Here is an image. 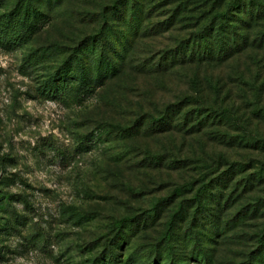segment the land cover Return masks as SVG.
I'll return each mask as SVG.
<instances>
[{
  "label": "rangeland",
  "instance_id": "obj_1",
  "mask_svg": "<svg viewBox=\"0 0 264 264\" xmlns=\"http://www.w3.org/2000/svg\"><path fill=\"white\" fill-rule=\"evenodd\" d=\"M27 1L47 19L0 43V264H264V0L0 15ZM99 54L117 71L90 96L41 93Z\"/></svg>",
  "mask_w": 264,
  "mask_h": 264
},
{
  "label": "trees",
  "instance_id": "obj_2",
  "mask_svg": "<svg viewBox=\"0 0 264 264\" xmlns=\"http://www.w3.org/2000/svg\"><path fill=\"white\" fill-rule=\"evenodd\" d=\"M29 9L33 11H29ZM130 16L131 19L136 17L135 10ZM45 19H47L45 15L30 7L29 1L25 2L22 10L20 7H15L7 14L0 15V43L2 45L19 44L27 40L39 30ZM96 59V78L90 76V70L82 58L74 56L65 61L53 75L47 78L42 85L41 93L51 99H67L70 96L82 100L90 96L95 87L101 84L100 78L103 73L114 75L117 71L113 63H110L103 54H99ZM86 141L85 137L81 143L84 144ZM205 260L208 263L206 256ZM96 262L97 260L94 261V263ZM96 264L104 263L98 262Z\"/></svg>",
  "mask_w": 264,
  "mask_h": 264
}]
</instances>
